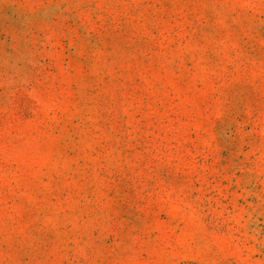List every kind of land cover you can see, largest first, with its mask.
<instances>
[{
	"label": "rangeland",
	"instance_id": "obj_1",
	"mask_svg": "<svg viewBox=\"0 0 264 264\" xmlns=\"http://www.w3.org/2000/svg\"><path fill=\"white\" fill-rule=\"evenodd\" d=\"M0 264H264V0H0Z\"/></svg>",
	"mask_w": 264,
	"mask_h": 264
}]
</instances>
